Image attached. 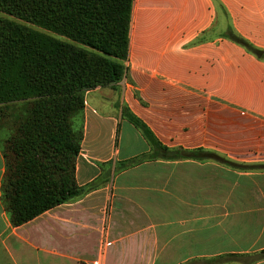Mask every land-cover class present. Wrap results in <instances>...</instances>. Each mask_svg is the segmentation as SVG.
<instances>
[{"label": "crops", "instance_id": "crops-1", "mask_svg": "<svg viewBox=\"0 0 264 264\" xmlns=\"http://www.w3.org/2000/svg\"><path fill=\"white\" fill-rule=\"evenodd\" d=\"M227 30L264 53V0H132L125 74L84 97L75 179L97 186L19 226L0 198V264H246L264 250V59ZM123 106L163 146L221 157L147 158ZM3 173L0 149V186Z\"/></svg>", "mask_w": 264, "mask_h": 264}, {"label": "trees", "instance_id": "trees-1", "mask_svg": "<svg viewBox=\"0 0 264 264\" xmlns=\"http://www.w3.org/2000/svg\"><path fill=\"white\" fill-rule=\"evenodd\" d=\"M131 5L132 0H0V198L13 226L97 186L100 178L76 182L82 125L74 129L73 119L82 118L86 91L116 84L125 74ZM226 36L264 59L230 30ZM122 115L151 143L147 158L221 157L169 149L125 106ZM244 257L251 264L264 250Z\"/></svg>", "mask_w": 264, "mask_h": 264}, {"label": "rangeland", "instance_id": "rangeland-1", "mask_svg": "<svg viewBox=\"0 0 264 264\" xmlns=\"http://www.w3.org/2000/svg\"><path fill=\"white\" fill-rule=\"evenodd\" d=\"M81 125H82V118H80V116H78V118L75 117L73 119V128L76 129Z\"/></svg>", "mask_w": 264, "mask_h": 264}]
</instances>
